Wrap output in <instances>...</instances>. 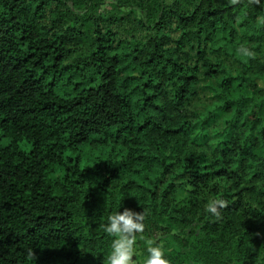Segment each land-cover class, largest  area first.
Returning a JSON list of instances; mask_svg holds the SVG:
<instances>
[{"label": "trees", "instance_id": "1", "mask_svg": "<svg viewBox=\"0 0 264 264\" xmlns=\"http://www.w3.org/2000/svg\"><path fill=\"white\" fill-rule=\"evenodd\" d=\"M125 207L264 264V0H0V264H110Z\"/></svg>", "mask_w": 264, "mask_h": 264}, {"label": "clouds", "instance_id": "2", "mask_svg": "<svg viewBox=\"0 0 264 264\" xmlns=\"http://www.w3.org/2000/svg\"><path fill=\"white\" fill-rule=\"evenodd\" d=\"M225 204L222 198H211L206 204L208 213L215 217L220 216V208ZM145 213L125 207L117 210L107 218L105 231L113 237L110 264H132L136 255L137 233L145 229ZM146 258L143 264H170L163 246L149 239L146 243Z\"/></svg>", "mask_w": 264, "mask_h": 264}, {"label": "rangeland", "instance_id": "3", "mask_svg": "<svg viewBox=\"0 0 264 264\" xmlns=\"http://www.w3.org/2000/svg\"><path fill=\"white\" fill-rule=\"evenodd\" d=\"M147 240L149 239H145L141 235H137V240H136V245H135L136 255H135V259L132 261V264H143V261L147 255L146 253ZM158 240L159 241H156L155 243L158 242L157 244L163 246V248L167 247L172 242L169 237L165 239L158 238Z\"/></svg>", "mask_w": 264, "mask_h": 264}]
</instances>
